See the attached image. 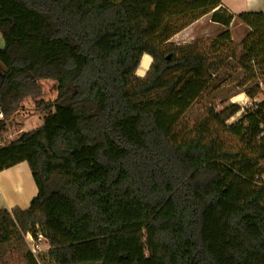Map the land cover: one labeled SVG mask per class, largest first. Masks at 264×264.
Segmentation results:
<instances>
[{
    "label": "trees",
    "instance_id": "obj_1",
    "mask_svg": "<svg viewBox=\"0 0 264 264\" xmlns=\"http://www.w3.org/2000/svg\"><path fill=\"white\" fill-rule=\"evenodd\" d=\"M222 10L220 0H0V136L33 101L53 166L34 132L0 145V172L24 161L37 190L26 209H0V264H38L25 241L34 229L52 264H264V101L247 91L246 108L184 118L228 60L264 82V13ZM205 15L225 28L237 19L250 39L168 43ZM42 80L55 84L51 101L39 99Z\"/></svg>",
    "mask_w": 264,
    "mask_h": 264
},
{
    "label": "rangeland",
    "instance_id": "obj_2",
    "mask_svg": "<svg viewBox=\"0 0 264 264\" xmlns=\"http://www.w3.org/2000/svg\"><path fill=\"white\" fill-rule=\"evenodd\" d=\"M223 17H226L227 13L222 10ZM228 31V32H227ZM227 32L229 40H221L219 35ZM249 29L241 24L237 19L229 25L228 28L214 24L209 19V15H205L192 24L186 26L181 31L172 36L168 43L174 45H183L187 43H195L196 45L208 46L210 42L217 39L219 45H228L230 48H234L237 45L242 44L243 41L249 40ZM252 39V37H251ZM1 44V43H0ZM151 59V58H150ZM248 61L237 63L232 60H228L220 68L216 75H213L208 82L203 86L202 92L198 98L188 109L185 119H190L196 116L204 108L213 107L217 110L230 106L232 104L239 106L241 109L248 107L253 103L248 99L245 92L257 93L255 101H264V82L261 79L248 81L246 79L245 68ZM151 64V60H150ZM142 65L139 66V71ZM145 75V74H144ZM142 75V77L144 76ZM41 87V96L39 99L42 101H51L55 98V84L49 80L39 81ZM43 113L35 110L34 103L31 100H25L20 109L15 112L6 120L5 130L0 136V145L7 143L18 137L21 132H34L37 144L46 153L45 163L49 169L53 166L50 164V155L47 154L48 140L43 134L37 131L42 122ZM240 114L229 120L228 123H234ZM63 132H59L58 137H64ZM36 236H26L25 241L31 248L33 239L42 237L41 233L34 229ZM43 238V237H42ZM38 250L34 253L33 257L38 264H52L48 257V247L42 239L38 244Z\"/></svg>",
    "mask_w": 264,
    "mask_h": 264
},
{
    "label": "crops",
    "instance_id": "obj_3",
    "mask_svg": "<svg viewBox=\"0 0 264 264\" xmlns=\"http://www.w3.org/2000/svg\"><path fill=\"white\" fill-rule=\"evenodd\" d=\"M220 3L222 9L233 15L243 12L264 13V0H220ZM144 58L147 67L139 71L140 65L138 66L135 72L138 77H142L150 66L151 59L147 55L141 57L139 64ZM36 192L30 171L24 161L0 172V209L10 210L14 207L26 209Z\"/></svg>",
    "mask_w": 264,
    "mask_h": 264
},
{
    "label": "built area",
    "instance_id": "obj_4",
    "mask_svg": "<svg viewBox=\"0 0 264 264\" xmlns=\"http://www.w3.org/2000/svg\"><path fill=\"white\" fill-rule=\"evenodd\" d=\"M28 236V235H27ZM28 237H30V236H28ZM30 239V241L32 242V245H31V248L29 249L30 250V252H31V254L32 255H34V253L38 250V243L43 239L41 236H39L37 239H32L31 240V238H29Z\"/></svg>",
    "mask_w": 264,
    "mask_h": 264
},
{
    "label": "bare ground",
    "instance_id": "obj_5",
    "mask_svg": "<svg viewBox=\"0 0 264 264\" xmlns=\"http://www.w3.org/2000/svg\"><path fill=\"white\" fill-rule=\"evenodd\" d=\"M145 59H146V58H144V59L142 60V63H141L142 67H141V69H143V67H147V64H145V62H144Z\"/></svg>",
    "mask_w": 264,
    "mask_h": 264
}]
</instances>
